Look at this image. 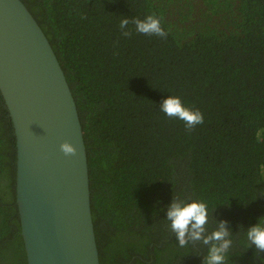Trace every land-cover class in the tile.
Wrapping results in <instances>:
<instances>
[{
  "label": "trees",
  "instance_id": "trees-1",
  "mask_svg": "<svg viewBox=\"0 0 264 264\" xmlns=\"http://www.w3.org/2000/svg\"><path fill=\"white\" fill-rule=\"evenodd\" d=\"M22 1L76 100L101 264H202L207 246H178L165 219L174 198L206 202L208 232L228 222L225 264H264L246 237L264 216V0ZM148 15L166 37L136 32ZM169 95L204 123L188 130L164 114ZM17 154L0 90V259L28 264Z\"/></svg>",
  "mask_w": 264,
  "mask_h": 264
},
{
  "label": "water",
  "instance_id": "water-1",
  "mask_svg": "<svg viewBox=\"0 0 264 264\" xmlns=\"http://www.w3.org/2000/svg\"><path fill=\"white\" fill-rule=\"evenodd\" d=\"M0 90L17 137V205L28 264H101L83 127L70 84L22 0H0ZM64 141L77 152L65 155Z\"/></svg>",
  "mask_w": 264,
  "mask_h": 264
},
{
  "label": "clouds",
  "instance_id": "clouds-1",
  "mask_svg": "<svg viewBox=\"0 0 264 264\" xmlns=\"http://www.w3.org/2000/svg\"><path fill=\"white\" fill-rule=\"evenodd\" d=\"M133 22L138 33L159 37L167 36L160 18L155 15L135 19ZM128 24L127 18L120 22L124 36L131 35V31L127 29ZM160 110L168 117L183 121L188 130L204 123L203 113L199 109L186 106L179 96L166 97L160 104ZM257 139H260L259 134ZM60 147L65 155H74L77 152V148L68 141H64ZM165 219L169 221V227L175 234L178 246L185 247L189 243L201 242L208 249L202 264H225L227 253L232 245L233 232L226 220L217 221L216 228L211 232L207 231L209 214L206 202L199 200L186 202L174 198L167 206ZM246 237L250 242V247L254 245L258 252H264V216L246 229Z\"/></svg>",
  "mask_w": 264,
  "mask_h": 264
},
{
  "label": "flooded vegetation",
  "instance_id": "flooded-vegetation-1",
  "mask_svg": "<svg viewBox=\"0 0 264 264\" xmlns=\"http://www.w3.org/2000/svg\"><path fill=\"white\" fill-rule=\"evenodd\" d=\"M0 264H7V263L0 259Z\"/></svg>",
  "mask_w": 264,
  "mask_h": 264
}]
</instances>
